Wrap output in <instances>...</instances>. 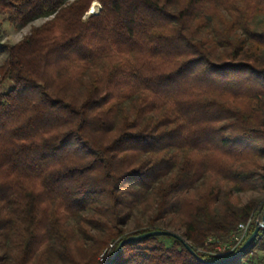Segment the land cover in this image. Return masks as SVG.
<instances>
[{
	"label": "trees",
	"instance_id": "trees-1",
	"mask_svg": "<svg viewBox=\"0 0 264 264\" xmlns=\"http://www.w3.org/2000/svg\"><path fill=\"white\" fill-rule=\"evenodd\" d=\"M0 16L49 18L0 42V264H109L156 230L201 260L162 236L112 264L238 250L264 212V0H0ZM256 249L264 228L226 264Z\"/></svg>",
	"mask_w": 264,
	"mask_h": 264
},
{
	"label": "rangeland",
	"instance_id": "rangeland-1",
	"mask_svg": "<svg viewBox=\"0 0 264 264\" xmlns=\"http://www.w3.org/2000/svg\"><path fill=\"white\" fill-rule=\"evenodd\" d=\"M90 10H94L95 12L98 11L99 10L98 3L94 2L91 5ZM90 10H89V12H90ZM47 19H49V18H43V19L36 20V21L30 23L29 25L23 27V28H15L14 26H12L8 22H6L2 16H0V42L3 44L14 45V44L18 43L19 41H21L25 36H27L32 27H36V26L41 25ZM9 86H10V83L7 82L3 85V89L7 90ZM258 194H259V192L254 190V191H249L246 193L239 194L238 197H239L241 203H245L247 200H249L253 197H256ZM145 220H146L145 218L141 219V222H145ZM133 226H134L133 221L132 220L129 221V223L126 225V229L128 230V232L132 231ZM170 231H173V230H170ZM175 233H178V232L175 231ZM163 242H164V244H166V246H170L172 244V240H170V239H164ZM222 251L223 250H221L220 252H222ZM109 252L110 251H107V255L109 254ZM258 254H261V253L259 250L256 249L255 252L253 253V256L256 258V260L258 259V256H259ZM103 255H104V253H102L99 256V260H102ZM249 257L250 256L245 258L244 262H246L249 259Z\"/></svg>",
	"mask_w": 264,
	"mask_h": 264
},
{
	"label": "water",
	"instance_id": "water-1",
	"mask_svg": "<svg viewBox=\"0 0 264 264\" xmlns=\"http://www.w3.org/2000/svg\"><path fill=\"white\" fill-rule=\"evenodd\" d=\"M98 11H94V10H90V14H95L97 13ZM264 228V212H263V215H262V218H261V221L260 223L256 226V228L253 230V232L248 236V238L246 239V241L238 248V250L233 253L231 256H229L228 258H226L225 260H223L221 262V264H226V263H229L231 261H233L234 259H236L237 257H239L244 251L247 250V248L251 245V243L255 240V238L257 237L258 235V232L260 229ZM171 237V238H174L175 240H178L180 242H183L182 238L179 236V234L177 233H174V232H171V231H168V230H156V231H151V232H147V233H144V234H140V235H137V236H128L126 239L122 240L115 253L113 254V256L110 258L109 260V264H112L114 262V260L118 257L120 251H121V248L124 246V245H127V244H135V243H138V242H141L147 238H150V237ZM184 243V246L185 248L187 249V251L192 255L194 256L195 258L201 260L197 254L191 249V247L189 245H187L185 242Z\"/></svg>",
	"mask_w": 264,
	"mask_h": 264
},
{
	"label": "built area",
	"instance_id": "built-area-1",
	"mask_svg": "<svg viewBox=\"0 0 264 264\" xmlns=\"http://www.w3.org/2000/svg\"><path fill=\"white\" fill-rule=\"evenodd\" d=\"M250 222H247L246 224H239L237 226V230L236 233L234 235L235 238V244L232 246H228V247H217V254L218 255H225L228 254L230 252H232L235 248H237L240 243L244 240L246 234H247V230H248V226H249ZM221 250H223L222 252H220Z\"/></svg>",
	"mask_w": 264,
	"mask_h": 264
},
{
	"label": "crops",
	"instance_id": "crops-1",
	"mask_svg": "<svg viewBox=\"0 0 264 264\" xmlns=\"http://www.w3.org/2000/svg\"><path fill=\"white\" fill-rule=\"evenodd\" d=\"M261 254H258V259L255 260L257 262V264H264V251H260Z\"/></svg>",
	"mask_w": 264,
	"mask_h": 264
}]
</instances>
